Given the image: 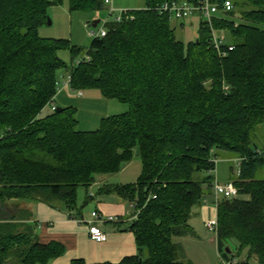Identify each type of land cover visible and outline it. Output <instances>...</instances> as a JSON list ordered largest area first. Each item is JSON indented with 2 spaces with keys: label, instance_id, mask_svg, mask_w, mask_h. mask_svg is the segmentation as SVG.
Returning a JSON list of instances; mask_svg holds the SVG:
<instances>
[{
  "label": "trees",
  "instance_id": "1",
  "mask_svg": "<svg viewBox=\"0 0 264 264\" xmlns=\"http://www.w3.org/2000/svg\"><path fill=\"white\" fill-rule=\"evenodd\" d=\"M64 1L0 0V264H50L66 252L60 243H40L29 212L10 203L59 206L80 219L95 201L89 193L95 186L97 195H116L136 211L128 230L139 254L119 264H193L177 239L195 234V209L215 200L217 151L242 160L231 179L237 197L217 205L221 260L264 264V152L252 144L264 125V0H210L234 6L213 22L234 47L226 56L211 45L205 21L186 48L173 16L159 12L167 2L200 0H145L144 9L110 25L106 37L92 42L91 60L71 69L70 87L97 90L129 110L104 118L93 132L78 129L76 109H52L57 72L66 67L58 53L85 55L68 41L39 36L51 7ZM69 3L71 12L107 8L102 0ZM236 16L238 25L231 20ZM137 155V182L109 183ZM80 188L86 190L82 208ZM233 241L239 258L247 254L244 261L232 256Z\"/></svg>",
  "mask_w": 264,
  "mask_h": 264
},
{
  "label": "rangeland",
  "instance_id": "2",
  "mask_svg": "<svg viewBox=\"0 0 264 264\" xmlns=\"http://www.w3.org/2000/svg\"><path fill=\"white\" fill-rule=\"evenodd\" d=\"M145 6V0H113L112 9L115 10V13L111 15V7L108 6L99 12H71L69 0H65L62 5L51 7L49 10L51 25L48 23L43 25L39 29V36L42 39L68 41L72 46L81 48L85 52V55L88 56L91 44L95 39L93 33L97 34L102 28L108 30L110 25L117 22L118 18L123 17L124 12L144 9ZM97 20H100V24L97 28H93V23ZM231 20L237 25L241 23L240 18L237 16L236 18H231ZM173 23L177 29V38L185 44L186 48L189 43L197 41L201 24L198 14L191 16L184 27L180 26V21L174 20ZM216 33L219 36L224 35V37H229V34L226 32L221 33L216 31ZM227 42L229 43V40ZM58 55L66 67L57 72L58 89L52 106L62 109H76L79 123L78 129L80 131H97L101 127L103 118L128 112V105L119 103L116 100L105 99L97 90L75 92L69 87V89H66L61 94L64 85L69 81L71 69L74 65H79L83 56L80 55L73 58L70 50L60 51ZM80 93L83 94L82 98L79 97ZM48 113H51V108L46 109L43 115L46 116ZM252 144L264 152V125L258 127L254 132ZM217 155L218 162L216 163V169L212 176L216 182L226 184L228 180H234L237 177L236 175L240 169L239 164L236 162L238 159H233V156L225 151H217ZM124 168L116 180H124L126 184L137 182L142 170L140 157L138 155L135 156L131 164ZM232 170L235 175H233ZM207 176L208 174H204V177ZM260 177L264 178V172L260 174ZM95 187L89 193L96 197L98 195ZM85 198L86 190L80 188L78 190V206L80 208L83 207ZM208 199L211 201L209 205L213 206L216 210L214 197L211 196ZM95 205V201L90 202L84 208V215L90 214L94 210ZM135 213V209L129 206V214L135 215ZM214 219H216V216ZM193 222L197 223L196 234H193L191 237L187 236L182 239H177L178 243L180 242L183 246V251L186 256L188 255L187 258L191 259L195 264H227L218 255L214 242V238H216L215 234L204 227V223L199 216L193 219ZM229 247L233 257H237L239 259L238 261L245 260L247 255L245 252L242 253L241 258L237 256L236 250L238 245L236 242H231Z\"/></svg>",
  "mask_w": 264,
  "mask_h": 264
},
{
  "label": "crops",
  "instance_id": "3",
  "mask_svg": "<svg viewBox=\"0 0 264 264\" xmlns=\"http://www.w3.org/2000/svg\"><path fill=\"white\" fill-rule=\"evenodd\" d=\"M188 20L180 23V25L183 24L185 26ZM221 37L225 38L224 35H221ZM66 89L69 88L62 89L61 94ZM79 97L82 98L83 94H79ZM130 164L124 167L126 168ZM118 177L117 175L110 178L109 183L115 185L126 184L124 180H116ZM231 181V179L228 180V182ZM95 188L98 191L97 186ZM98 196L95 197L96 205L94 210L90 214L83 215L80 219L71 218L70 214L59 206L53 207L41 202H12L9 205L18 206L20 210L29 212L30 216L27 223L36 229L40 243L57 242L64 246L65 255L51 261L50 264H71L74 260H84L88 264H119L125 258L137 256L139 249L135 235L128 230L129 224L136 218L135 215L129 214V206H133L116 195ZM205 203L206 205L203 204L195 209L190 222L195 234L197 223L193 222V219L199 216L206 228L208 222L215 220V216L217 218V208L215 210L213 206L209 205L211 201L208 198L205 199ZM94 211L99 212L105 218L114 217L118 219V223H106L103 225V231L106 234V241L103 243H97L89 236V225L87 223L91 221V214ZM214 242L217 248L216 238H214ZM217 252L220 257L218 248ZM187 256V261L195 264Z\"/></svg>",
  "mask_w": 264,
  "mask_h": 264
},
{
  "label": "built area",
  "instance_id": "4",
  "mask_svg": "<svg viewBox=\"0 0 264 264\" xmlns=\"http://www.w3.org/2000/svg\"><path fill=\"white\" fill-rule=\"evenodd\" d=\"M104 1L105 5L108 7H111V15L115 13V10L113 8V0H102ZM233 4L231 1H225L223 4V8H220L219 5L213 4L210 2V0H200L196 3H189V2H172V3H165L163 6L159 8L160 13H170L173 18L177 21H185L188 20L191 16L198 14L200 16V20L205 21L210 28L212 29V41L211 45L221 56H226L227 50L233 51L234 47L228 43L225 38L219 36L216 31L213 28V22L216 18H219L218 15L222 14H228L233 11ZM128 12L123 13L126 15ZM123 17L118 18L117 22L120 23L123 21ZM95 35V38H104L107 36V30L102 28L97 34L93 33ZM91 60L90 55H83V59L79 64L83 62H89ZM71 76H69V81L64 85V88H69L71 85ZM63 88V89H64ZM80 95H82L80 93ZM53 110H56L54 106H52ZM217 163L218 160H215ZM239 166L242 163L241 159H238L236 161ZM240 174V169L238 171V174ZM214 192H215V206L217 208V205L219 201L221 200H232L237 197L238 190L233 182H228L226 184H220L215 181L214 185ZM91 221H88L89 225V236L90 238L97 242V243H103L106 241V234L103 231V225L106 223H118V219L114 217H108L105 218L99 214V212L94 211L91 214ZM207 230L215 234V237H217L218 234V219L216 218L213 221H210L206 224ZM227 264H237V260L234 258H231L229 260L222 259Z\"/></svg>",
  "mask_w": 264,
  "mask_h": 264
},
{
  "label": "water",
  "instance_id": "5",
  "mask_svg": "<svg viewBox=\"0 0 264 264\" xmlns=\"http://www.w3.org/2000/svg\"><path fill=\"white\" fill-rule=\"evenodd\" d=\"M48 24L51 25V21H50V19L48 20ZM99 24H100V20L95 21V22L93 23V28H97ZM57 111H58V112L62 111V108H57ZM227 251L230 253L229 250H227Z\"/></svg>",
  "mask_w": 264,
  "mask_h": 264
}]
</instances>
